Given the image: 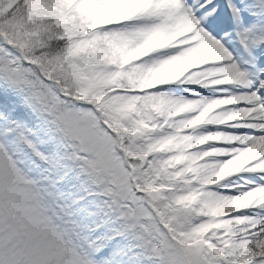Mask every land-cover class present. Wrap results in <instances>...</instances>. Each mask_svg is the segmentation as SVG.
<instances>
[{
  "label": "snow or ice",
  "instance_id": "1",
  "mask_svg": "<svg viewBox=\"0 0 264 264\" xmlns=\"http://www.w3.org/2000/svg\"><path fill=\"white\" fill-rule=\"evenodd\" d=\"M0 264H264V0H0Z\"/></svg>",
  "mask_w": 264,
  "mask_h": 264
}]
</instances>
